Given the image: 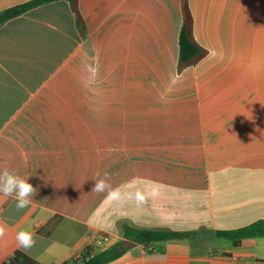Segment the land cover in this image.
<instances>
[{
	"label": "crops",
	"instance_id": "crops-1",
	"mask_svg": "<svg viewBox=\"0 0 264 264\" xmlns=\"http://www.w3.org/2000/svg\"><path fill=\"white\" fill-rule=\"evenodd\" d=\"M31 1L0 0V13ZM188 1L208 53L182 72V0H79L85 36L65 0L0 26V170L37 189L22 210L0 199V264L15 253L72 264L110 247L96 245L104 237L122 240L123 223L192 231L264 221V0ZM105 172L122 193L149 198L92 192ZM20 230L35 232V247L17 248ZM154 247L165 251L135 245L110 264H264V238Z\"/></svg>",
	"mask_w": 264,
	"mask_h": 264
},
{
	"label": "trees",
	"instance_id": "trees-1",
	"mask_svg": "<svg viewBox=\"0 0 264 264\" xmlns=\"http://www.w3.org/2000/svg\"><path fill=\"white\" fill-rule=\"evenodd\" d=\"M61 0H33L31 2L8 8L0 13V26L7 21L16 18L27 11L48 3ZM70 3L76 15L77 27L83 36L86 35V23L79 10V0H65ZM183 25L179 36V62L178 70L197 64L207 56V50L200 46L194 37V18L188 0H182ZM122 240L114 245L94 253L87 248L72 264H110L121 258L135 245L147 248L149 254L164 253V247H154L156 244L171 241L207 242L211 240H227L234 246H240L243 242L264 238V221L255 222L249 226L235 230L198 229L192 231H173L166 229L139 228L123 223L119 226ZM5 264H39L36 261L25 258L20 253H15Z\"/></svg>",
	"mask_w": 264,
	"mask_h": 264
},
{
	"label": "clouds",
	"instance_id": "clouds-1",
	"mask_svg": "<svg viewBox=\"0 0 264 264\" xmlns=\"http://www.w3.org/2000/svg\"><path fill=\"white\" fill-rule=\"evenodd\" d=\"M87 71L92 77H95L99 71L98 66L94 68H88ZM180 77L177 75L176 82H179ZM99 172L96 176H100ZM108 173L103 174V178H93L95 180V185L92 192L97 194L106 193V198L113 201L121 200H132L134 199L137 204H143L149 198V194L145 191L137 189L134 193H122L120 188L113 187L107 179ZM37 189L34 188L29 182L28 178H23L14 171L4 168L0 170V199H10L16 200L17 210H22L28 207L32 202V197L36 194ZM157 190L152 189L150 192L151 196H156ZM6 235L5 222L0 219V239ZM17 248L28 251L36 245V234L32 230H20L15 236Z\"/></svg>",
	"mask_w": 264,
	"mask_h": 264
},
{
	"label": "built area",
	"instance_id": "built-area-1",
	"mask_svg": "<svg viewBox=\"0 0 264 264\" xmlns=\"http://www.w3.org/2000/svg\"><path fill=\"white\" fill-rule=\"evenodd\" d=\"M114 244H113V241L109 237H104V238L96 241V245L99 246V247H101L103 245H110V246H112Z\"/></svg>",
	"mask_w": 264,
	"mask_h": 264
}]
</instances>
